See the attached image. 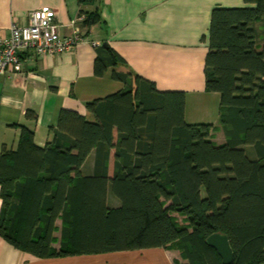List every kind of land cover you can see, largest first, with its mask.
<instances>
[{"label":"trees","instance_id":"obj_1","mask_svg":"<svg viewBox=\"0 0 264 264\" xmlns=\"http://www.w3.org/2000/svg\"><path fill=\"white\" fill-rule=\"evenodd\" d=\"M243 1L210 13L204 85L220 95L218 127L187 123L184 91L116 70L124 59L99 45L94 74L109 67L124 88L85 103L93 121L61 108L43 146L21 126L17 147H2L0 236L40 258L162 247L223 264L205 242L220 231L231 264H264V0ZM80 15L84 27L101 22Z\"/></svg>","mask_w":264,"mask_h":264},{"label":"crops","instance_id":"obj_2","mask_svg":"<svg viewBox=\"0 0 264 264\" xmlns=\"http://www.w3.org/2000/svg\"><path fill=\"white\" fill-rule=\"evenodd\" d=\"M244 5L243 0H91L84 4L78 0H0V38L9 35L12 24H26L32 10L49 7L61 36L70 35L73 24H78L89 40L56 55L25 52L19 70L0 72V153L2 147H17L21 126L33 131L37 145L51 142L50 126L61 108L74 109L93 121L85 103L124 88L123 82L112 78L109 67L102 76L94 74L96 47L92 42L98 46L105 42L124 59L116 70L136 73L161 91H184L187 123L218 127L220 95L204 85L210 13L216 6ZM80 10L97 12L101 22L82 26ZM211 139L216 144L225 141L223 132L216 129ZM92 166L89 155L81 170L89 174ZM54 236L59 237V230ZM186 263L179 249L162 247L40 258L0 236V264Z\"/></svg>","mask_w":264,"mask_h":264},{"label":"built area","instance_id":"obj_3","mask_svg":"<svg viewBox=\"0 0 264 264\" xmlns=\"http://www.w3.org/2000/svg\"><path fill=\"white\" fill-rule=\"evenodd\" d=\"M83 15L78 21L83 20ZM80 42H89L78 24H73L70 35L61 36L58 24L49 7L34 9L28 14L24 25L12 24L9 35L0 38V72L19 70L22 66V54L56 55L69 52ZM97 47L96 42H92Z\"/></svg>","mask_w":264,"mask_h":264},{"label":"water","instance_id":"obj_4","mask_svg":"<svg viewBox=\"0 0 264 264\" xmlns=\"http://www.w3.org/2000/svg\"><path fill=\"white\" fill-rule=\"evenodd\" d=\"M103 45L106 46V43L104 42ZM205 242L208 246L215 249L223 264L232 263L234 253L226 233L213 232L206 237Z\"/></svg>","mask_w":264,"mask_h":264},{"label":"rangeland","instance_id":"obj_5","mask_svg":"<svg viewBox=\"0 0 264 264\" xmlns=\"http://www.w3.org/2000/svg\"><path fill=\"white\" fill-rule=\"evenodd\" d=\"M176 217H177V220L181 223V222H183L182 221V217H180V215H176ZM58 224V223H57Z\"/></svg>","mask_w":264,"mask_h":264}]
</instances>
